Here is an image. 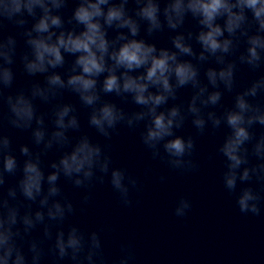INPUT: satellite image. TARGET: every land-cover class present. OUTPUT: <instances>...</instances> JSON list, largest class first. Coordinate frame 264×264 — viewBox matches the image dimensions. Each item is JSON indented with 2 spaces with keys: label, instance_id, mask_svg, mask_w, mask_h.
Listing matches in <instances>:
<instances>
[{
  "label": "clouds",
  "instance_id": "1",
  "mask_svg": "<svg viewBox=\"0 0 264 264\" xmlns=\"http://www.w3.org/2000/svg\"><path fill=\"white\" fill-rule=\"evenodd\" d=\"M241 66L254 75L238 87ZM186 124L194 133L181 134ZM121 127L180 175L200 170L197 137L222 131L207 158L222 157L239 213L264 219V0H0V264H138L132 240L111 256L110 229L72 220L105 182L120 206L139 203L143 181L111 154ZM65 185L82 190L78 204ZM192 207L180 195L172 215Z\"/></svg>",
  "mask_w": 264,
  "mask_h": 264
}]
</instances>
